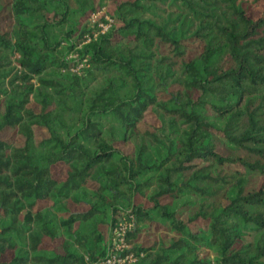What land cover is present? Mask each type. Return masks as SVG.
<instances>
[{"label": "trees", "instance_id": "1", "mask_svg": "<svg viewBox=\"0 0 264 264\" xmlns=\"http://www.w3.org/2000/svg\"><path fill=\"white\" fill-rule=\"evenodd\" d=\"M8 19L0 264H264V0H0Z\"/></svg>", "mask_w": 264, "mask_h": 264}, {"label": "built area", "instance_id": "2", "mask_svg": "<svg viewBox=\"0 0 264 264\" xmlns=\"http://www.w3.org/2000/svg\"><path fill=\"white\" fill-rule=\"evenodd\" d=\"M105 20L107 23H100L99 28L101 29V33H105L113 23V20L109 17H106ZM134 228L133 218L131 220L121 219L118 226L113 231L112 241L116 245V249L119 252H124L128 248L126 243V236L129 231ZM135 259L131 255H127L125 258L118 257V255H111L105 262L102 264H125L126 262H133Z\"/></svg>", "mask_w": 264, "mask_h": 264}, {"label": "rangeland", "instance_id": "3", "mask_svg": "<svg viewBox=\"0 0 264 264\" xmlns=\"http://www.w3.org/2000/svg\"><path fill=\"white\" fill-rule=\"evenodd\" d=\"M112 11H113V5L110 4V5L107 6V8H103L101 12H99V13L93 15V16L91 17V22H92L93 24H95V23L98 22L101 18H106V17L111 18V15H110V14H111ZM260 15H261V12H256V13H254L255 18H257V17L260 16ZM10 23H11V21H10L9 19H8V20H5V21H3V22H0V30H4V29H6V27H7ZM196 45H197V44H196ZM155 120H156V117H155L154 115H150V116L148 117V121L151 122V123L155 122ZM39 135H43V134L39 133ZM10 137H11V134H10V133L4 135V138H8V139H9ZM14 141H15V142H20L19 139H16V140H14ZM263 183H264V178H262L261 181L258 183V187H260ZM158 234H159L160 236H162L164 239H166L167 241L170 240L171 237H172V235L169 234V233H167L164 229H159ZM155 237H156V236H150V237H148V236H146V235H143V236L141 237V241H142L143 243H146L147 245H152L153 242H154V240H155Z\"/></svg>", "mask_w": 264, "mask_h": 264}]
</instances>
